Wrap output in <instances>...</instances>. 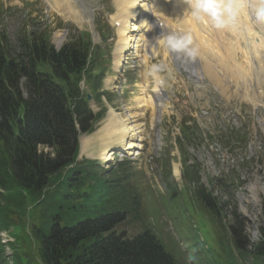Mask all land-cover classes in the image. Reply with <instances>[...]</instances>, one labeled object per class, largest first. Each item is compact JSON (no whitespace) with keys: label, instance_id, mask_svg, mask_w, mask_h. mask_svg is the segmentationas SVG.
Listing matches in <instances>:
<instances>
[{"label":"trees","instance_id":"16d2710c","mask_svg":"<svg viewBox=\"0 0 264 264\" xmlns=\"http://www.w3.org/2000/svg\"><path fill=\"white\" fill-rule=\"evenodd\" d=\"M39 36L32 40L30 46V50H34L28 58L31 73L15 63L5 65L0 71V145L16 154L19 183L28 190L32 200L35 199L32 196L36 197L38 191L41 192L45 186L51 187L56 183L52 181V175L69 161L75 145L76 133L71 112L65 107L63 98L56 97L50 82H65L68 77L77 76L84 67L89 44L87 39L78 38L65 44L59 52H54L48 47L47 41L44 43L42 38L39 40ZM37 66L43 68L42 72L35 71ZM87 72L91 73L90 70ZM23 76L26 77L23 85L28 92L24 128L14 136L15 128H11V121L8 119L18 115L21 109L18 85ZM87 82L96 89L97 78H87ZM74 112L79 124H83L85 121H80L79 115L84 114V110L78 105ZM15 122L14 119V124ZM37 144L54 146V157L38 155ZM14 176L17 178L15 174ZM5 179L7 180L6 174ZM67 180L64 186L58 187V184L52 190L44 192L47 220L54 206L52 198L67 200ZM107 186L102 182L101 189L113 196V189ZM93 187L88 185L87 190ZM19 198L22 203H26L25 197L20 195ZM121 206L126 208L127 203L123 202ZM56 208H59L58 204ZM50 218V223L54 224L53 215ZM113 223L112 217H102L93 221L86 220L72 228L60 229L58 224L54 225L44 243L46 259L54 264H59L60 260L66 261V264H81V261L85 264H174L150 233L145 232L130 240L122 239L111 230ZM253 253L264 257V242L255 244Z\"/></svg>","mask_w":264,"mask_h":264},{"label":"rangeland","instance_id":"374dc122","mask_svg":"<svg viewBox=\"0 0 264 264\" xmlns=\"http://www.w3.org/2000/svg\"><path fill=\"white\" fill-rule=\"evenodd\" d=\"M85 8H92V17L94 18V25L92 27L106 30V24H109L106 20V16H102V10L107 9L113 4V0H83ZM119 1L117 2V4ZM60 5V14L56 13L54 9L50 7H45L43 3H38L37 6L34 5H24L21 10L13 7V11L6 14L9 22L6 23V28L8 31V37L11 39L16 34H20L25 29L31 28V22L26 17V14L30 11L32 15L29 17H36L38 21L41 22H51V26L56 28L55 37L58 35L59 31L68 29L69 25L77 26L79 28H86L85 23L82 21H76L70 17H67V11L64 6L73 15L79 14L80 3L76 5L72 0H63ZM114 5H111L113 7ZM168 11L162 12L161 14L167 15L174 12L172 8L166 3ZM44 7V12H40L39 8ZM190 22L193 28L198 26L197 20L190 16ZM39 18V19H38ZM109 29V27H108ZM113 31L111 28L109 31ZM249 30V29H248ZM110 31V35L112 36ZM112 37L109 39L111 41ZM56 40V39H55ZM112 44V41H111ZM120 47V46H119ZM241 48V47H240ZM243 50V49H242ZM115 59V56H113ZM137 71L133 69L126 70L124 76L129 79L130 83L126 86L132 89L131 86L135 81H140L139 78H135ZM125 103L132 105L131 96L127 94L124 96ZM114 112V111H113ZM188 112V111H186ZM185 114V113H183ZM121 115V114H120ZM135 125V124H134ZM138 129V127H136ZM167 146L165 148L164 154L160 157L161 161L157 163V166L161 169L160 177L164 181L165 185L171 183V168L176 165L177 161L172 164L171 152L173 150L169 140L166 141ZM198 142L195 140V144ZM196 150H192L193 153H197ZM199 162L198 172L201 176V180L205 185H209L204 181L202 174L207 172V163L200 160H195ZM194 161V162H195ZM190 162V160L188 161ZM254 164L250 163L247 166V172L251 176L254 169ZM182 179L179 182L182 184L187 182L189 184L192 180H189L183 175V169H179ZM197 175V173H196ZM263 176V175H261ZM148 181L150 184V178L146 177L141 180ZM264 181V179H260ZM193 186V183H190ZM176 196L180 199V204L173 202L169 198H165L160 195L157 198L156 192L152 191L150 196V202L146 206L142 203L141 210L142 217L148 218L149 222L153 226L154 232L158 239L162 242L166 251H168L175 259L178 264H245L244 258L241 252H239L235 245L233 244V236L230 231V221L228 219L227 213L221 209L216 208L215 211L209 207H203L195 199H188L184 191L180 194L179 190L174 189ZM261 192L258 193L255 198L257 200L261 199ZM157 200L159 203H157ZM197 201V202H196ZM255 202H250L247 204L245 213H239V219L245 222V231L247 232L250 239L253 241L258 236L257 229L264 220V213L261 211L259 206H253ZM257 205V203H255ZM162 206V208H161ZM90 203L87 208L90 209ZM90 213L86 212L83 217L89 216ZM16 232L19 229L15 230ZM250 258H247V260ZM250 262V261H249Z\"/></svg>","mask_w":264,"mask_h":264},{"label":"bare ground","instance_id":"6f19581e","mask_svg":"<svg viewBox=\"0 0 264 264\" xmlns=\"http://www.w3.org/2000/svg\"><path fill=\"white\" fill-rule=\"evenodd\" d=\"M148 1H151V0H120L119 1V3H118V10L119 11H118L116 18H115L118 21L121 20L123 23V26H121L119 28V31L122 34L121 45H120V47H118L119 51L125 52L128 49H130L131 47L133 49L135 46H137V44H136L137 41H135L136 39L133 37V34H129V32H134L138 29H139V31H144L143 29L147 25L148 20H147L146 16L141 17L139 20V22L141 23L139 28L136 27L135 23H131V20L136 18V16H138L139 14L145 15L146 10H147L146 4ZM244 2L248 7L247 8L248 12L252 13V5H255L256 3H258V0H237L236 4L239 5V8H240ZM153 3L156 7L155 10L157 13L161 14L162 12L168 11V7L166 6L167 2L165 0H154ZM133 4H134V7L130 8V5H133ZM168 5L170 6V4H168ZM182 8L187 9L188 7H187V5H183ZM178 10H181V9H178ZM174 13H175V11L172 12L171 14H174ZM240 13L243 15V19L240 21L238 28L232 29L233 28L232 27L231 30L237 37L236 43L239 42V39L244 41V43L241 46V50L243 49L242 52L245 53V59L248 60L250 57L248 41L254 45L259 46V47L264 46V25L256 24L254 19L252 22V19L250 18V14H248V17L250 18L251 24L248 21H246L248 17H247L246 8H244V6L241 8ZM190 16L187 19H191ZM129 18H131V19H129ZM198 24L199 25L196 26L195 28H193L192 25L190 24V26L192 28L190 30L194 31L197 34L196 37H198L200 35L199 31H200L201 27H200V23H198ZM187 25H188V23H187ZM252 37H253V39H252ZM142 38H143V33H141L139 35L137 40L142 39ZM216 42L219 43L218 41H216ZM201 43H202L201 38H199L196 41V44H201ZM237 73L242 78H245V72H243L242 70H237ZM245 89H246V87L244 88V90ZM246 98L248 99V101L250 100L252 103H256L258 101L256 99V96L251 97L250 95H248V96H246ZM147 103L149 104V102L147 100H145L144 97H138L137 98V107L145 106V104H147ZM132 117H134L133 113H124V115H122V114L120 115V114L116 113L115 111L114 112L109 111L108 119L104 125V129L108 130L111 139L116 138L119 142L122 143V149L123 150H125V149L133 150L134 148H137L136 143L130 141L131 138L135 135V133H136L135 131L136 130L138 131V129H136V125H134V124L132 125V122H134V120H132L133 119ZM86 143H87L86 141H83V145H86ZM111 148H112V146L105 147V149L101 155L103 160H107L108 158H110L109 152H110Z\"/></svg>","mask_w":264,"mask_h":264},{"label":"clouds","instance_id":"9594fccd","mask_svg":"<svg viewBox=\"0 0 264 264\" xmlns=\"http://www.w3.org/2000/svg\"><path fill=\"white\" fill-rule=\"evenodd\" d=\"M185 3L195 20L207 19L218 30L231 29L237 22L239 5L232 0H185ZM252 17L256 24L264 25V0L252 5ZM157 43L165 46L168 53L174 54L175 59L182 63H193L199 56V50L193 46V38L189 33L172 32L159 37ZM163 68L162 64H152L148 74L155 76ZM157 82L163 84L162 79Z\"/></svg>","mask_w":264,"mask_h":264}]
</instances>
